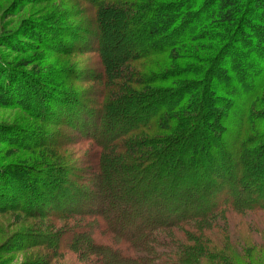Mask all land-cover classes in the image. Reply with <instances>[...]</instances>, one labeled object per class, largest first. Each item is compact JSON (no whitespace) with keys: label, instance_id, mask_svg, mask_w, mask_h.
<instances>
[{"label":"trees","instance_id":"16d2710c","mask_svg":"<svg viewBox=\"0 0 264 264\" xmlns=\"http://www.w3.org/2000/svg\"><path fill=\"white\" fill-rule=\"evenodd\" d=\"M44 1L29 72L0 60V107L30 118L0 125L30 152L0 165V215L33 232L8 241L28 264H264V0Z\"/></svg>","mask_w":264,"mask_h":264},{"label":"rangeland","instance_id":"374dc122","mask_svg":"<svg viewBox=\"0 0 264 264\" xmlns=\"http://www.w3.org/2000/svg\"><path fill=\"white\" fill-rule=\"evenodd\" d=\"M54 3L55 1L44 0H0V38L3 34H11L12 32H15V34H12L14 36V40L13 42H11V44L14 45L13 49L12 47L10 48L9 45L11 44L8 41L5 45H0V60L2 59L5 62V65H8L9 68L14 67L20 69V71L29 72L30 66H25L23 64V61L32 59L29 56L39 55L42 51H44L39 49L37 46H34L38 44V41L33 40L34 32H30L32 25L29 24H33L35 23V21H40V18H44L45 16H47V14L55 8L53 7ZM46 26L51 27V24H48ZM20 32L29 37L25 38L15 36ZM115 42V40H113L112 42L110 41V46H115ZM111 57L112 53L110 54V58ZM76 58L80 59L81 57L76 56ZM56 59L57 57L48 58L44 61L45 63H54ZM71 59L66 58L65 60L73 62L74 60ZM248 95L249 93L246 96ZM7 98H9V96H7ZM6 103L10 106L12 101L6 99ZM9 106L0 107V125L27 124L28 122H30V118L27 114L19 109H14ZM21 126L26 127L25 125ZM8 135L9 134H7V136ZM1 137L2 136L0 134V141ZM16 137L17 136H14L12 140H20V136L19 139H16ZM29 156L30 152H27L20 148L8 149L6 147H3L0 143V165H17L20 162H25L27 160L26 157ZM8 215L9 214L0 215V224H3L2 226H5L7 229V232H5L4 230L2 233H0V262H3L5 264H28L30 263V261L35 259L38 248L24 249L25 247H27L25 245L27 243L26 240L15 239L13 241H8V238L19 233L29 232L30 234H32V229H30L29 226L30 220L29 222H27L26 227L20 228L19 226L21 225V223L23 225L24 222L21 220L18 221L17 224H14V221H12V218ZM261 217H264V214ZM31 223L33 224V220H31ZM17 245H23L22 248L24 250L20 252L15 251L14 249L15 247H18ZM4 248L6 249L5 251ZM34 254L35 256H33ZM71 261H75L74 264H82L79 261L76 262V260H74L73 258H66L64 264L65 262L69 263Z\"/></svg>","mask_w":264,"mask_h":264}]
</instances>
